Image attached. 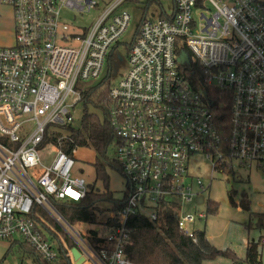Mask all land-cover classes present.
Wrapping results in <instances>:
<instances>
[{"label":"built area","instance_id":"built-area-1","mask_svg":"<svg viewBox=\"0 0 264 264\" xmlns=\"http://www.w3.org/2000/svg\"><path fill=\"white\" fill-rule=\"evenodd\" d=\"M126 1L0 0L15 23L14 44L0 46V137L6 139L0 140V243L24 242L34 251L14 253L15 264L61 260L59 240L31 217L36 203L73 240L68 248L59 234L71 264H134L126 252L130 216L158 221L175 208L179 225L196 240L189 224L206 221L208 212L184 214L183 207L209 189L214 172L264 170V0H174L173 10L158 18L144 11L126 71L110 91L113 154L128 194L111 214L117 222L100 226L95 242L55 208L51 197L80 202L92 182L78 173L74 156L51 141L44 145L46 136L50 127L75 123L79 83L107 76L132 21ZM65 9L100 12L89 26H77L65 21ZM178 42L199 62L196 85L180 69ZM215 97L229 102V121L219 118ZM47 147L54 153L49 164L41 155ZM195 155L211 161L207 183L190 176Z\"/></svg>","mask_w":264,"mask_h":264},{"label":"trees","instance_id":"trees-1","mask_svg":"<svg viewBox=\"0 0 264 264\" xmlns=\"http://www.w3.org/2000/svg\"><path fill=\"white\" fill-rule=\"evenodd\" d=\"M146 10L148 7L145 8ZM132 43L128 45L127 53L130 51ZM177 55L181 71L186 78L196 85L202 78L199 62L195 61L189 47L181 42L177 45ZM110 58L109 72L99 82L79 83L82 88V104L84 113L79 127L74 124L64 127H50L46 142H53L61 151L74 156L77 160V152L80 148L93 150L96 154L94 167L96 171V181L101 179L104 182L103 191L97 187L96 183L90 184V190L86 197L80 202L70 200H57L53 197L50 201L61 215L73 226L90 224L97 228L88 231L91 234L92 241L99 242L97 229L100 226L107 227L117 222L112 215L105 222L100 221L99 215L106 212L114 213L121 209L127 202L128 194L122 198H117L114 192L109 188L108 168L118 170L122 173L120 163L109 154L111 145L114 143L115 135L110 123V109L112 105L110 91L113 86V60ZM216 98L215 108L219 112L221 120L229 121V102ZM228 104L225 106L224 104ZM223 105V106H222ZM0 140L5 141L3 137ZM18 147L19 144H10ZM103 203L110 204V207L104 208ZM242 209L250 210V200L244 194L239 203L233 201ZM218 201H208L209 212H216ZM251 216L257 218L256 224L264 230V212H252ZM31 217L46 231V233L57 238L60 242L61 260L56 264H71L66 256L67 247L74 246L73 240L61 228L59 223L47 212L40 204L36 203L33 207ZM249 229L252 224L247 223ZM127 228L130 230V240L126 247L128 257L134 264H205L213 262L219 255L231 258L233 264H264L262 260V246L264 245V235L259 240H250L246 253L240 262L231 248L225 250L213 246L205 230H196V240L190 237L181 228L178 223V212L175 208H169L165 218L153 221L142 214L132 215L127 220ZM61 234L64 241L59 236ZM27 251L33 255V249L24 242L13 241L9 247V253ZM43 264H54L44 262ZM216 264V263H212Z\"/></svg>","mask_w":264,"mask_h":264},{"label":"rangeland","instance_id":"rangeland-1","mask_svg":"<svg viewBox=\"0 0 264 264\" xmlns=\"http://www.w3.org/2000/svg\"><path fill=\"white\" fill-rule=\"evenodd\" d=\"M123 7L132 14V21L128 31L121 38V46L118 48L117 56L113 62V82L120 80L124 75L128 59L127 48L131 43L136 29L143 17L144 11L151 18H158L165 10L171 12L174 7V0H127ZM148 7L146 10L145 8ZM201 9L195 8L194 14L198 17ZM100 12L99 9L92 10L84 14L76 13L70 9L62 11L65 21L77 26H89ZM76 16V17H75ZM15 40V23L13 18V10L11 7L0 4V46H11ZM106 75V71L104 75ZM84 113L83 104H78L75 111V127H79ZM109 154L114 158L113 144L110 147ZM41 155L43 162L49 164L53 159V149L47 147L42 150ZM96 154L93 150L80 148L77 152L78 173H82L86 179L92 183H96L101 191L105 189L103 180L96 181V171L94 161ZM191 178L199 177L207 183L212 174L211 161L204 155H195L189 162ZM235 175L224 174L222 172H214V179L208 190L202 192L201 195L195 197L192 202L184 204L183 213H196L198 211H208V201H218V209L216 212H209L206 221H196L189 224L191 229H200L207 232L210 243L218 249L225 250L231 248L236 257L241 262L250 240H259L264 235V230L254 226L257 218L251 216L252 212H264V170L262 169H241L236 168ZM109 188L114 192L117 198H122L126 193V179L123 174L115 169L108 168ZM191 178L187 179V183L191 184ZM194 189H198L193 184ZM250 200V210L242 209L239 204L235 205L233 201L239 203L242 196ZM104 208H109L110 204L103 203ZM109 210L99 215L100 221L105 222L111 215ZM52 216V215H51ZM53 217V216H52ZM54 218V217H53ZM55 219V218H54ZM252 224L251 228H247L246 224ZM74 228L81 234H87L89 230L97 228L96 225L82 224L76 225ZM262 248V260L264 263V245ZM9 250L7 242L0 243V262ZM75 259L80 256L75 250H71ZM19 257L16 254L9 253L1 264L18 263ZM233 264L231 258L219 255L213 262H205V264Z\"/></svg>","mask_w":264,"mask_h":264},{"label":"crops","instance_id":"crops-1","mask_svg":"<svg viewBox=\"0 0 264 264\" xmlns=\"http://www.w3.org/2000/svg\"><path fill=\"white\" fill-rule=\"evenodd\" d=\"M197 230H199V229H197Z\"/></svg>","mask_w":264,"mask_h":264}]
</instances>
